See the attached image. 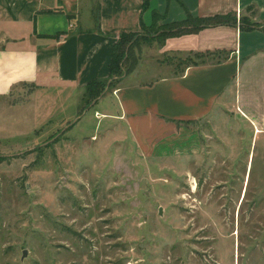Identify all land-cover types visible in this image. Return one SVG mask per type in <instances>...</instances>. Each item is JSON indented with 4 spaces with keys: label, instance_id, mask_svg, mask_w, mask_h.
<instances>
[{
    "label": "rangeland",
    "instance_id": "1",
    "mask_svg": "<svg viewBox=\"0 0 264 264\" xmlns=\"http://www.w3.org/2000/svg\"><path fill=\"white\" fill-rule=\"evenodd\" d=\"M195 23L118 36L112 76L85 86L78 108L25 86L0 98V264H264L263 158L243 177L242 154L230 158L204 120L187 123L196 157L144 154L101 105L159 65L200 60L162 51Z\"/></svg>",
    "mask_w": 264,
    "mask_h": 264
},
{
    "label": "crops",
    "instance_id": "2",
    "mask_svg": "<svg viewBox=\"0 0 264 264\" xmlns=\"http://www.w3.org/2000/svg\"><path fill=\"white\" fill-rule=\"evenodd\" d=\"M215 16L234 24L180 32L162 46L201 60L175 74L159 65L157 77L121 83L101 105L139 152L160 157L199 155L198 133L186 123L204 120L230 158L242 154L246 177L252 160L264 159V0H0V98L25 86L30 97H76L78 108L85 85L107 79L119 35Z\"/></svg>",
    "mask_w": 264,
    "mask_h": 264
},
{
    "label": "trees",
    "instance_id": "3",
    "mask_svg": "<svg viewBox=\"0 0 264 264\" xmlns=\"http://www.w3.org/2000/svg\"><path fill=\"white\" fill-rule=\"evenodd\" d=\"M187 20L196 21V23L191 28H188V29L183 28L181 31H177L175 34L180 33V32H192V31H195V30H197L199 28H202V27L218 26V25H233L234 24V17L233 16H215V17H212V18H205V19L186 17V20H184V21H187ZM184 21H182L180 23H183ZM180 23H175V24H180ZM175 24H173V25H175ZM239 24L242 27H244V28H248V26H249L248 22L246 20H244V19H240L239 20ZM142 29H144V28H142ZM128 34H121V35H128ZM130 34H134V33H130ZM121 35H119V36H121ZM57 37L58 36L55 35V36H53L51 38L56 39ZM114 58H115V55H114V45H113L112 49H111V52H110V59H109V63H108V77H107V79L110 76H112V69H113L112 68V61L114 60ZM194 63L195 62H193L191 64H194ZM93 82H100V81H95V80L94 81H90L85 86H87V85H89L90 83H93Z\"/></svg>",
    "mask_w": 264,
    "mask_h": 264
},
{
    "label": "built area",
    "instance_id": "4",
    "mask_svg": "<svg viewBox=\"0 0 264 264\" xmlns=\"http://www.w3.org/2000/svg\"><path fill=\"white\" fill-rule=\"evenodd\" d=\"M238 111V110H237Z\"/></svg>",
    "mask_w": 264,
    "mask_h": 264
},
{
    "label": "flooded vegetation",
    "instance_id": "5",
    "mask_svg": "<svg viewBox=\"0 0 264 264\" xmlns=\"http://www.w3.org/2000/svg\"><path fill=\"white\" fill-rule=\"evenodd\" d=\"M248 179V178H247Z\"/></svg>",
    "mask_w": 264,
    "mask_h": 264
}]
</instances>
